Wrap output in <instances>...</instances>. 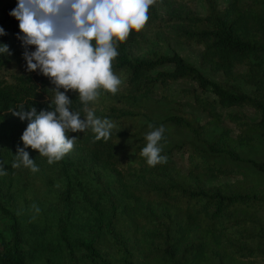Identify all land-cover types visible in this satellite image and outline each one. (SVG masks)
Wrapping results in <instances>:
<instances>
[{
    "label": "trees",
    "instance_id": "1",
    "mask_svg": "<svg viewBox=\"0 0 264 264\" xmlns=\"http://www.w3.org/2000/svg\"><path fill=\"white\" fill-rule=\"evenodd\" d=\"M201 1L204 14L168 15L157 25L182 22L179 41L203 46L202 67L178 51L135 57L120 43L113 70L123 89L116 97L101 91L110 101L102 118L116 125L111 138L97 141L87 130L68 135H76L95 158L114 166L118 191L134 207L143 200L167 207L169 215L160 219L137 220L130 215L137 229L159 234V243L140 256L145 264H264V93L252 94L232 83L237 65H245L253 79L264 83V0H228L224 5L219 0ZM17 4L7 6L0 16L6 33L0 35V45L9 47L8 53H0V72L13 63L21 69L13 81L0 75V138L24 147L25 120L11 110L19 111L21 105L25 110L35 106L38 112L54 108L55 85L38 70L23 67L27 63L19 38L23 34L19 21L10 15ZM203 67L226 79L211 76ZM179 82L192 85L177 91ZM68 95L71 110L83 118L78 93ZM180 99L192 100L207 112V119L186 109ZM236 106L253 107L260 116L232 109ZM160 126L165 129L160 143L167 163L155 167L170 169V182H126L124 177L135 172L149 175L151 167L140 153L146 134ZM220 177L232 179L215 182ZM4 211L13 218V235L0 233V264H34L24 250L17 216ZM81 244L82 257L71 247L69 264L136 263L130 252L121 258L106 253L97 236Z\"/></svg>",
    "mask_w": 264,
    "mask_h": 264
},
{
    "label": "rangeland",
    "instance_id": "2",
    "mask_svg": "<svg viewBox=\"0 0 264 264\" xmlns=\"http://www.w3.org/2000/svg\"><path fill=\"white\" fill-rule=\"evenodd\" d=\"M228 0H219L224 5ZM18 0H0V16L4 9ZM188 12H206L201 0H156L150 6L149 21L137 33L132 30L126 42L130 54L144 57L155 51L180 52L189 61L202 67L200 52L202 45L182 43L179 37L182 22L158 27V20L168 15H182ZM120 50V44L118 51ZM27 70V63L23 66ZM205 68V67H203ZM213 77L226 79L222 73H212ZM21 71L17 64L4 66L0 75L13 81ZM238 76L232 83L252 94L264 93V83L253 79L245 65H237ZM192 82H179L176 87H188ZM123 89L110 96L116 97ZM185 108L194 111L201 120H206L207 112L190 99H180ZM109 100L100 95L89 108L97 118L103 119ZM232 109L243 111L252 117L260 112L250 106H236ZM29 121L25 120L26 129ZM227 124L232 123L227 121ZM95 136V133L89 128ZM19 144L13 146L7 139L0 138V163L6 175H0V233L8 238L13 235V218L4 209L17 216L18 226L28 259L34 264H69L71 247L79 258L84 248L81 241L92 236L98 237V244L106 253L121 258L126 251L133 254L135 264H145L140 256L159 243V234L150 228L137 229L131 216L160 219L169 215L167 207L157 201H141L135 207L133 202L118 191L117 176L113 165L95 158L90 150L78 140L74 149L60 161L49 164L47 158L30 147L26 149L34 159L39 171L32 172L26 167L13 168ZM121 167L122 166H118ZM124 171V169L122 168ZM145 178L141 173L127 175L128 183L167 184L170 169L151 167ZM232 179L220 177L215 182ZM129 204V206H127ZM129 207V208H127ZM36 208L39 211H36ZM132 252V253H131Z\"/></svg>",
    "mask_w": 264,
    "mask_h": 264
},
{
    "label": "clouds",
    "instance_id": "3",
    "mask_svg": "<svg viewBox=\"0 0 264 264\" xmlns=\"http://www.w3.org/2000/svg\"><path fill=\"white\" fill-rule=\"evenodd\" d=\"M155 4L156 0H18L10 15L19 21L23 34L19 38L26 49L27 71L38 70L48 77L55 85V95L51 101L54 108L38 112L35 106L25 110L21 105L19 111L11 110L29 121L21 136L24 147H18L13 168L39 171L26 150L29 147L46 157L49 164L60 161L74 149L76 135L69 137L68 133L90 128L97 141L111 138L115 123L97 118L88 104L96 101L102 90L113 95L120 90L122 80L113 70L118 46L127 41L132 30L139 33L145 28L150 6ZM5 34L0 27V35ZM28 46L35 50L28 51ZM8 52V45H0V53ZM69 92L78 93L84 105L83 118L79 111L71 110ZM164 132L160 126L145 136L147 143L140 155L150 167L167 163L161 154ZM6 174L0 163V175Z\"/></svg>",
    "mask_w": 264,
    "mask_h": 264
}]
</instances>
